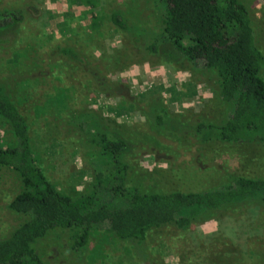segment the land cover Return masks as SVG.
Masks as SVG:
<instances>
[{"label": "rangeland", "instance_id": "1", "mask_svg": "<svg viewBox=\"0 0 264 264\" xmlns=\"http://www.w3.org/2000/svg\"><path fill=\"white\" fill-rule=\"evenodd\" d=\"M240 1L251 15L257 46L264 54V0ZM13 8L23 9L26 22L18 39L17 31L0 30V81L25 118L37 163L48 179L69 195H76L92 182V170L84 154L99 150L67 124L78 111L95 110L109 126L117 124L136 139L141 135L135 130L148 129L141 107L148 108L145 103L149 94L160 93L168 111L185 120L214 96L215 75L209 70L192 69L172 44L161 43L160 54L144 50L152 33L160 28V16L152 0H97L96 10L108 13L118 8L129 24L142 30L134 44L129 43L131 34L122 38L104 19L98 23L102 35H97L89 27L92 13L68 0H0L1 11ZM12 48L26 51V57L10 60ZM66 48L78 56L60 51ZM55 95L63 96L65 105L54 101ZM132 97L137 100L135 108L127 105ZM163 133L157 147L127 158L130 174L138 172L143 186L194 190L220 183L232 172L264 176L263 143L202 144L186 135L178 139L168 131ZM6 139H10V128L0 120V140ZM141 170L146 172L142 175ZM22 188L18 173L0 165V237L26 218L8 208ZM222 218L228 229L237 227L232 247L211 243L215 238L207 241L226 232ZM222 218L194 222L189 230L169 226L151 231L141 245L145 248L141 255L134 254L129 244L99 230L90 232L80 250L74 249L72 232L67 229L38 240L35 248L47 264H145L136 260L142 254L154 264H264V207L248 206L227 212ZM242 220L246 223L241 225ZM252 252L257 255L255 261ZM237 257L241 259L235 261Z\"/></svg>", "mask_w": 264, "mask_h": 264}, {"label": "trees", "instance_id": "2", "mask_svg": "<svg viewBox=\"0 0 264 264\" xmlns=\"http://www.w3.org/2000/svg\"><path fill=\"white\" fill-rule=\"evenodd\" d=\"M68 1L92 13L89 27L99 36L102 32L98 23L102 19L109 21L122 38L131 34L130 44L142 34L118 8L104 13L96 10L97 0ZM152 1L160 16V28L152 33L144 50L160 54L161 43L172 44L192 69L209 70L215 75L214 96L191 119L185 120L168 111L160 93L149 94L145 103L148 108L141 107L148 129L135 130L141 135L136 139L117 124L109 126L95 110L78 111L67 124L78 129L99 150L84 154L93 180L72 196L58 189L37 163L25 118L12 93L0 81V120L10 128V139L0 140V165L16 171L23 184L8 208L26 217L0 237V264H47L35 243L56 230H70L76 250L87 243L92 230H99L129 244L134 254L141 255L145 251L141 245L151 231L169 226L189 230L197 221L220 220L227 212L235 213L248 206L264 207V176L232 172L224 181L205 188L158 190L143 186L138 172L130 174L127 158L161 144L163 130L175 138L186 135L202 144H264V54L257 46L256 28L247 7L240 0ZM25 22L23 9L0 10V30L17 31V39L22 36L20 29ZM12 49L10 60L15 62L27 55L26 51ZM60 51L78 56L70 48ZM82 58L86 60L85 56ZM54 101L65 105L63 96L55 95ZM136 103L132 97L127 105L135 108ZM144 172L140 171L142 175ZM221 223L226 232L208 237L207 241L215 238L211 243L232 247L237 227L228 229L223 218ZM251 254L255 261L256 253ZM136 260L154 264L145 254L136 256Z\"/></svg>", "mask_w": 264, "mask_h": 264}]
</instances>
